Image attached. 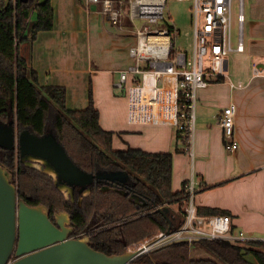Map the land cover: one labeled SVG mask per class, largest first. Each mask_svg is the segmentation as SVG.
<instances>
[{
	"label": "crops",
	"instance_id": "obj_1",
	"mask_svg": "<svg viewBox=\"0 0 264 264\" xmlns=\"http://www.w3.org/2000/svg\"><path fill=\"white\" fill-rule=\"evenodd\" d=\"M52 6L54 28L39 32L33 40L29 37L22 44L30 47L20 51L38 73L40 85L64 87L67 107L72 110L89 107L92 95L102 128L113 133L114 150L172 153L174 192L183 191L186 182L193 180L199 210L223 211L232 218L235 233L264 241V77L253 74L254 66L264 67V0H245L244 50L231 53L225 74L209 76V86L197 92L193 156L177 138L175 126L128 122L127 93L116 84L137 63L130 53L137 44L131 20L115 26L99 6L88 5L87 0H52ZM35 20L34 14L31 22ZM237 27L236 46L239 23ZM133 78L129 74L127 86ZM115 89L122 90L124 97L116 96ZM96 92L104 94V101ZM118 99L123 101L122 108H116ZM232 103L238 141L234 153L226 149L218 123L221 112ZM106 109H111L112 122L103 116ZM180 207L176 203L171 209L178 214Z\"/></svg>",
	"mask_w": 264,
	"mask_h": 264
},
{
	"label": "trees",
	"instance_id": "obj_2",
	"mask_svg": "<svg viewBox=\"0 0 264 264\" xmlns=\"http://www.w3.org/2000/svg\"><path fill=\"white\" fill-rule=\"evenodd\" d=\"M54 19L52 0H0V123H17L19 132L28 130L40 137L52 135L84 172L115 180L95 179L88 186H70L48 162L22 157L18 148L0 147V164L13 175L19 198L26 204L47 206L52 219L55 213H69L73 236L88 235L96 251L121 255L128 247L181 225L179 214L160 206L179 204L186 197L185 191H173L172 153L114 150L113 133L102 128L92 95L89 107L72 110L67 107L64 87L40 85L38 73L21 55L20 46L39 32L51 31ZM162 27L172 28L169 23ZM177 138L186 144L183 130L177 131ZM198 212L228 215L208 209ZM196 245L216 261L192 259L191 246L184 242L141 256L133 263L264 264V241L207 240Z\"/></svg>",
	"mask_w": 264,
	"mask_h": 264
},
{
	"label": "built area",
	"instance_id": "obj_3",
	"mask_svg": "<svg viewBox=\"0 0 264 264\" xmlns=\"http://www.w3.org/2000/svg\"><path fill=\"white\" fill-rule=\"evenodd\" d=\"M169 1L172 0H87V3L100 6L102 13L115 26L121 27L126 16L135 26L138 22L142 24V28L136 30L137 44L130 50L136 59V66L123 72L116 84L117 88L127 93L128 122L132 125H172L183 130L187 137L186 151L193 156L197 92L209 86V76L225 74L231 53L244 50L245 0H193V60L175 47L174 40L179 32L168 22L171 16L167 17L165 8ZM235 1L238 4L239 23L237 46L233 10ZM166 23L172 28L162 27ZM209 52V66H205L204 58ZM129 74H133L134 78L133 83L127 86ZM253 74L264 77V67L254 66ZM140 76L141 79H138ZM230 86L236 88L231 82ZM181 100L185 109L182 112ZM235 116L236 108L232 103L218 118L224 131L226 149L231 153L238 149ZM184 191L186 197L179 203L182 208L178 211L183 223L128 247L127 252L134 255L133 262L176 243L185 242L192 247L207 240L258 241L249 239L243 232L235 233L229 215L200 214L194 203L197 189L193 180L186 182ZM165 208H172V205L160 206L161 210Z\"/></svg>",
	"mask_w": 264,
	"mask_h": 264
},
{
	"label": "water",
	"instance_id": "obj_4",
	"mask_svg": "<svg viewBox=\"0 0 264 264\" xmlns=\"http://www.w3.org/2000/svg\"><path fill=\"white\" fill-rule=\"evenodd\" d=\"M0 147L45 160L70 186L115 180L84 172L54 136L19 132L17 123H1ZM74 231L69 213H55L52 219L47 206H29L20 199L13 175L0 164V264H134L132 253L109 256L93 249L88 235L73 238Z\"/></svg>",
	"mask_w": 264,
	"mask_h": 264
},
{
	"label": "rangeland",
	"instance_id": "obj_5",
	"mask_svg": "<svg viewBox=\"0 0 264 264\" xmlns=\"http://www.w3.org/2000/svg\"><path fill=\"white\" fill-rule=\"evenodd\" d=\"M126 1V0H123ZM193 7H194V3L193 0H187V1H176V0H172L169 1V3L167 4L166 8H165V12L167 17L171 16L170 19H168V22H170L171 25H174L178 32L179 35L176 37V39L174 40L175 42V47L182 52H185L188 54L189 58L191 60L194 59V53H195V39H194V31H193ZM126 10L127 13V6L124 7V11ZM233 10H234V16H235V31L237 34V26H238V4L235 1L234 5H233ZM99 11H101L102 13V9L99 6ZM129 17L126 16L125 19L123 20V25L125 24L124 21L128 20ZM124 27V26H123ZM125 28V27H124ZM136 30L141 29L142 28V24L141 23H137V26H135ZM28 47H30L29 44H21L20 46V51L22 49L23 53L24 51H26V49H28ZM24 48V50H23ZM209 57H210V52L205 56L204 60H205V66H209ZM138 79H141V76L138 77ZM115 94L116 96H119V98L124 97V93L122 92V90L119 89H115ZM96 97H98V99L104 101V94L101 93V95L99 96L98 92H96ZM100 97V98H99ZM120 105L116 104V108H122V99H118ZM106 105H109V101L106 98L105 100ZM111 109H106L103 110V116L104 118H106L107 122H112V116L109 119V114H110ZM1 125V123H0ZM175 133L177 134V127L174 129ZM17 185V184H16ZM221 199L222 202L225 201V197H219ZM59 213V212H58ZM86 236V235H84ZM83 235L80 236H72L73 238H82L84 237ZM191 258L193 259H206V260H213L216 261V259L209 254L208 252H206L204 249L200 248L199 246H192L191 250Z\"/></svg>",
	"mask_w": 264,
	"mask_h": 264
}]
</instances>
